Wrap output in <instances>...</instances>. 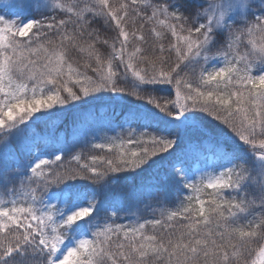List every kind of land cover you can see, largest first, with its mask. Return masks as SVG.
I'll return each mask as SVG.
<instances>
[{
    "label": "snow or ice",
    "instance_id": "snow-or-ice-1",
    "mask_svg": "<svg viewBox=\"0 0 264 264\" xmlns=\"http://www.w3.org/2000/svg\"><path fill=\"white\" fill-rule=\"evenodd\" d=\"M0 264H264V0H0Z\"/></svg>",
    "mask_w": 264,
    "mask_h": 264
},
{
    "label": "trees",
    "instance_id": "trees-1",
    "mask_svg": "<svg viewBox=\"0 0 264 264\" xmlns=\"http://www.w3.org/2000/svg\"><path fill=\"white\" fill-rule=\"evenodd\" d=\"M106 103L107 101L103 100L94 101L91 103L94 107L84 111H79L78 108L70 109L67 113H65L62 119L55 122L52 139L54 141L63 140L65 138L75 139L78 133L83 129V127L94 120L91 112L95 111L98 113L100 106ZM82 104L84 103H81L80 105ZM77 122H82V124L78 126ZM37 128L41 133H48L50 131L43 124H38ZM77 151H79V149H77ZM159 163L163 165L166 162L162 161ZM151 172L152 170L150 169L149 171L141 173L139 175L126 176L125 179L121 181V183H127L132 186H139L146 182L147 178L151 175ZM118 195H120L118 191H114L112 193L113 197ZM172 196L174 198V193L172 194ZM125 203L128 204L130 202L126 200ZM131 203L132 212L135 213V215L129 216L127 214H122V219L120 220L121 223H129L130 221L136 222L137 218H139V222H143L145 218L151 219L153 218V216L159 217L161 211L171 210L175 207V205L171 203V201H163L158 203L156 198H151L146 193L141 195L139 202ZM145 205H149L150 207L146 208Z\"/></svg>",
    "mask_w": 264,
    "mask_h": 264
},
{
    "label": "rangeland",
    "instance_id": "rangeland-1",
    "mask_svg": "<svg viewBox=\"0 0 264 264\" xmlns=\"http://www.w3.org/2000/svg\"><path fill=\"white\" fill-rule=\"evenodd\" d=\"M94 106L90 103V104H82L78 107L79 111L82 110H88V109H91L93 108ZM194 167H200V168H204V164L203 163H200L198 165H194ZM206 170H210V169H206Z\"/></svg>",
    "mask_w": 264,
    "mask_h": 264
}]
</instances>
